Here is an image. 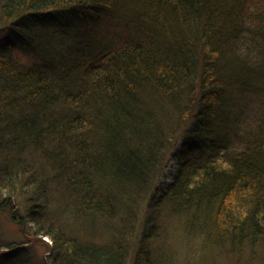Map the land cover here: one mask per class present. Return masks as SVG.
<instances>
[{"label":"trees","instance_id":"trees-1","mask_svg":"<svg viewBox=\"0 0 264 264\" xmlns=\"http://www.w3.org/2000/svg\"><path fill=\"white\" fill-rule=\"evenodd\" d=\"M0 196L45 264H157L164 213L263 242L264 0H0Z\"/></svg>","mask_w":264,"mask_h":264},{"label":"rangeland","instance_id":"rangeland-1","mask_svg":"<svg viewBox=\"0 0 264 264\" xmlns=\"http://www.w3.org/2000/svg\"><path fill=\"white\" fill-rule=\"evenodd\" d=\"M177 166L178 162L168 155L151 193L153 199L161 196L164 183L171 180V174L176 172ZM164 214L166 219L161 223V237L153 243V259H156L157 264H264V241L244 244L240 248H234L231 241L219 245L196 233L194 229L191 231L186 218ZM141 218L135 233L134 248L138 246L142 235L146 213ZM24 230L6 209H0V243L24 244L20 250L21 254L28 257V264H45L51 240L48 237H43L44 240L37 237L28 243ZM104 232L99 237L106 236ZM21 254L20 258L23 257Z\"/></svg>","mask_w":264,"mask_h":264}]
</instances>
